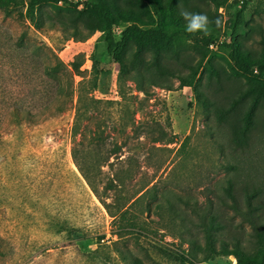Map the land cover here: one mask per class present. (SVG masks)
Wrapping results in <instances>:
<instances>
[{"label":"rangeland","instance_id":"374dc122","mask_svg":"<svg viewBox=\"0 0 264 264\" xmlns=\"http://www.w3.org/2000/svg\"><path fill=\"white\" fill-rule=\"evenodd\" d=\"M240 1L219 9L222 31ZM59 7L43 6L40 30L0 8V264H191L205 255L201 222L212 218L222 226L218 240L251 247L246 196L256 194L264 215V133L245 148L231 142L207 72L196 88L173 76L160 80L170 89L148 86V95L131 80L120 86L100 33L79 41L50 27L48 16L65 14ZM239 36L261 50L264 0H250ZM211 59L231 74L221 54ZM76 123L82 136H74ZM117 178L121 189H109ZM145 187L131 213L140 228L121 234L100 200L132 198ZM80 229L92 238L79 239ZM234 263L219 256L199 264Z\"/></svg>","mask_w":264,"mask_h":264},{"label":"trees","instance_id":"16d2710c","mask_svg":"<svg viewBox=\"0 0 264 264\" xmlns=\"http://www.w3.org/2000/svg\"><path fill=\"white\" fill-rule=\"evenodd\" d=\"M59 1L61 0H0V8L4 9L7 16H16L25 22L28 21L36 30H40L38 18L43 6L59 4ZM62 1V7L59 9L65 14L58 18L48 16L50 27L70 33L71 37L79 41H87L96 33H100V40L106 47L110 64L119 67L120 86L131 80L138 92L148 95V86L170 89L171 84H161L160 80L173 76L179 79L181 86L196 88V83L202 82L201 75L207 72L209 84H215L217 87V100L213 103L215 115L220 124L230 128L231 142L238 148H245L252 144L256 134L264 133V39L261 41V50L253 51L245 47L239 36L240 29L246 25L250 0L240 1L236 13L224 31L217 13L227 5L228 0ZM24 3L25 11L21 9ZM81 5L83 8L80 9ZM181 9L207 14V34L187 33L184 30L185 21L179 15ZM217 20L220 21L219 25ZM115 26L121 27L119 33L114 32ZM211 46H215V52L210 49ZM190 50L199 55L197 62L189 54ZM213 53L222 55L230 67V75H226L222 66L216 68L211 59ZM185 71H188V74H185ZM209 103L208 98L204 97V105ZM14 114L20 117L19 112L14 111ZM79 117L78 110V119ZM78 130L76 123L74 136H78ZM77 154L74 149L73 156L76 160ZM82 174L97 195L88 171H82ZM115 182L109 189L118 191L122 181L117 178ZM146 188L132 198L116 197L111 203L100 200L112 217L113 223H121V234L124 231L136 233L135 230L140 228L134 219L136 215L131 213L132 207L149 192L150 189ZM230 196L237 202L232 193ZM246 197L245 214L251 217L249 222L253 227L251 247H244L237 238L231 242L226 239L218 240L215 232L222 229L221 224L215 218L210 222L202 220L201 226L206 239L205 255L203 259L191 264L207 262L219 256L233 257L234 264H264V215L259 213V206L253 203L256 194H248ZM181 201L188 203L182 198ZM170 207L174 208L172 204ZM172 211L181 220H185L179 211ZM146 212H150V209L147 208L144 213ZM80 230L82 232V229ZM88 238L92 236L87 232H82L79 237ZM103 238L99 236L96 239ZM218 242L220 246H217ZM181 259L188 262V259Z\"/></svg>","mask_w":264,"mask_h":264},{"label":"clouds","instance_id":"9594fccd","mask_svg":"<svg viewBox=\"0 0 264 264\" xmlns=\"http://www.w3.org/2000/svg\"><path fill=\"white\" fill-rule=\"evenodd\" d=\"M179 15L185 21L184 30L190 34L203 33L207 34L209 18L207 14L202 12H191L185 9H181ZM219 25L220 21H216Z\"/></svg>","mask_w":264,"mask_h":264},{"label":"built area","instance_id":"2783aa9c","mask_svg":"<svg viewBox=\"0 0 264 264\" xmlns=\"http://www.w3.org/2000/svg\"><path fill=\"white\" fill-rule=\"evenodd\" d=\"M70 1H73V0H70ZM82 1H83V0H82ZM59 4L62 5V4H63V1H62V0L59 1ZM81 8H83L82 5L80 6V9H81ZM120 31H121V27H117V26L114 27V32H115V33H119ZM211 48H215V46H211Z\"/></svg>","mask_w":264,"mask_h":264}]
</instances>
